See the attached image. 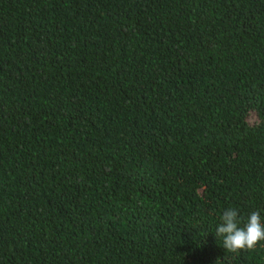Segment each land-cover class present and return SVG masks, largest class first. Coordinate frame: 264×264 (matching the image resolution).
Masks as SVG:
<instances>
[{"label": "trees", "instance_id": "obj_1", "mask_svg": "<svg viewBox=\"0 0 264 264\" xmlns=\"http://www.w3.org/2000/svg\"><path fill=\"white\" fill-rule=\"evenodd\" d=\"M228 208L264 222V0H0V264H264Z\"/></svg>", "mask_w": 264, "mask_h": 264}, {"label": "clouds", "instance_id": "obj_2", "mask_svg": "<svg viewBox=\"0 0 264 264\" xmlns=\"http://www.w3.org/2000/svg\"><path fill=\"white\" fill-rule=\"evenodd\" d=\"M220 220L221 223L214 234L217 240L222 241L223 248L229 252L250 250L264 241V222L258 211H252L247 220L242 222L238 210L228 208L222 213Z\"/></svg>", "mask_w": 264, "mask_h": 264}]
</instances>
